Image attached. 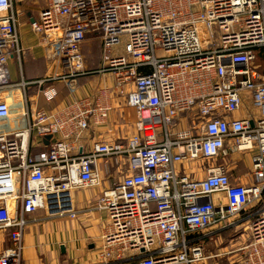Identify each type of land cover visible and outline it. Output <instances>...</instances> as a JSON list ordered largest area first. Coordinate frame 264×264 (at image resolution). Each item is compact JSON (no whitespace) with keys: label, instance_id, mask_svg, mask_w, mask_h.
Wrapping results in <instances>:
<instances>
[{"label":"built area","instance_id":"obj_1","mask_svg":"<svg viewBox=\"0 0 264 264\" xmlns=\"http://www.w3.org/2000/svg\"><path fill=\"white\" fill-rule=\"evenodd\" d=\"M17 24L13 0H0V92L16 86L7 63L20 59ZM29 26L58 37L56 80L89 74L81 47L100 39L96 73L113 76L135 133L82 152L112 109L105 88L53 111L28 114L23 101L25 125L0 131V264H21L30 215L74 217L58 200L51 212L49 195L101 188L98 166L107 174L111 163L121 176L92 206L107 217L103 264H202L220 256L205 255L204 239L228 230L245 231L241 264H264V0H46ZM11 111L0 100V121ZM246 154L244 184L232 172Z\"/></svg>","mask_w":264,"mask_h":264},{"label":"crops","instance_id":"obj_2","mask_svg":"<svg viewBox=\"0 0 264 264\" xmlns=\"http://www.w3.org/2000/svg\"><path fill=\"white\" fill-rule=\"evenodd\" d=\"M20 2L22 3V0ZM43 2L42 5H38L37 0H25L21 8H19L20 6L14 7L18 14L17 32L23 53L20 54L19 60L13 58L7 63L10 82L16 86L9 91L0 92V100L8 101L12 109L10 118L0 121V131L12 132L25 125V120L21 116L25 105L28 114L29 112L32 114L38 109L53 111L62 108L74 98H94L99 89L105 88L111 96L112 109L105 125L91 126L88 133L84 135L83 140L79 143L82 152L91 151L93 146L98 143L130 137L135 133V114L131 108L127 107L125 99L117 96L113 90L114 80L110 73H94L95 76L89 73L73 80L53 79L54 75L61 72L56 63L58 37L50 36L44 39L42 35L34 33L29 26L32 21L38 19V14L44 8L46 0ZM45 41L47 42L44 43ZM91 42L98 44L100 60L98 68L90 71H98L102 66L100 39L93 36L88 37L81 49L83 51L85 43ZM116 50V53L120 52L118 48ZM83 58H85L84 54ZM40 80L46 81L42 86L35 84ZM22 82L30 83V85L21 87ZM44 89L55 91L56 95L53 100L46 101L44 99L41 94V90ZM23 101H25V105ZM238 163L241 162L237 161L236 166ZM109 166L107 174L103 173L102 164L98 166L104 179L101 188L117 182L121 176L113 163ZM193 166L194 163H184L181 169L190 173ZM236 166L232 172L235 181L240 179L244 184L249 183L248 174L245 176L237 174ZM101 188H81L69 192L68 203L74 217L68 214L47 216L42 210L30 215L22 238L21 264H103L99 253L103 245L102 235L107 224V217L104 211L95 210L92 207ZM221 232L227 233V237L230 239L236 237V234L229 230L213 232L211 238L207 239L206 244L208 245L204 242L206 256L215 254L209 247L212 245L211 243L216 244ZM239 237L237 236L234 240L240 241L242 244L246 237L245 239H243V235ZM7 244L5 235L0 233V252ZM218 251L221 253L220 249ZM129 255L125 254V256ZM228 259L231 258L228 257ZM221 260L222 258L220 260L209 258L203 264H222ZM234 260L236 264H241L240 258Z\"/></svg>","mask_w":264,"mask_h":264},{"label":"rangeland","instance_id":"obj_3","mask_svg":"<svg viewBox=\"0 0 264 264\" xmlns=\"http://www.w3.org/2000/svg\"><path fill=\"white\" fill-rule=\"evenodd\" d=\"M33 1H35V0H33ZM37 2L39 3L38 5H42L44 3L43 0H37ZM23 3H25V0L24 1L22 0V3L20 2V0H13L14 7L20 6L19 8H21V5ZM46 42L47 41H45L44 43H46ZM120 47L122 48V44H120ZM20 52H21L20 54L22 55L23 51H22L21 46H20ZM82 52L85 56V58H84L85 72H90L93 75L94 73H96L97 70H95V71H90V70L97 69L99 66V60H100L99 46H98V44H96L94 42H91L89 44L85 43V45L83 46ZM94 76H95V74H94ZM239 161L241 163H238L237 166L235 165L236 166L235 169L237 171V174H242L243 176H245V174H248V169H247L248 165H249L248 155L247 154L244 155L242 158L239 159ZM217 163L219 164V163H221V161L218 160ZM247 178H248V175H247ZM239 233L238 234L236 233V237H234L233 239L228 238L227 233H225V232L220 233V238L219 237L217 238L216 244L211 243L212 245L209 247V249L211 250L212 253H215V254L217 253L220 255L219 257H216L215 259L220 260L222 258V260H221L223 262L222 264H225V263L236 264L234 259L240 258V255L238 252H236V249L239 247L241 242L235 241V240H236L237 236L239 237V236L243 235V237H244L243 239H245V237H246L244 230L243 231L240 230ZM239 238H241V237H239ZM204 241L206 244L208 242L207 238H205ZM206 245H208V244H206ZM226 247H228V248H226ZM219 249L221 250V253L218 251ZM228 257H230L231 259H228ZM205 261L206 260H204L203 262H205Z\"/></svg>","mask_w":264,"mask_h":264},{"label":"water","instance_id":"obj_4","mask_svg":"<svg viewBox=\"0 0 264 264\" xmlns=\"http://www.w3.org/2000/svg\"><path fill=\"white\" fill-rule=\"evenodd\" d=\"M50 139V137H47L45 139V144H48V140ZM57 200L59 202V205L61 207V209H67L69 208V203H68V193L67 192H61L58 194V197L54 194L49 195L47 197V202L49 205V210L51 212H56L57 211Z\"/></svg>","mask_w":264,"mask_h":264}]
</instances>
